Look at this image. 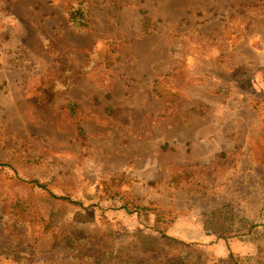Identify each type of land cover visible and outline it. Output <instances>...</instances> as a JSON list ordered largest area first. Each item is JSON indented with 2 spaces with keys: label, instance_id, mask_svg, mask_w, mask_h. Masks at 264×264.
<instances>
[{
  "label": "rangeland",
  "instance_id": "1",
  "mask_svg": "<svg viewBox=\"0 0 264 264\" xmlns=\"http://www.w3.org/2000/svg\"><path fill=\"white\" fill-rule=\"evenodd\" d=\"M81 1L0 0V264H264V0Z\"/></svg>",
  "mask_w": 264,
  "mask_h": 264
},
{
  "label": "trees",
  "instance_id": "2",
  "mask_svg": "<svg viewBox=\"0 0 264 264\" xmlns=\"http://www.w3.org/2000/svg\"><path fill=\"white\" fill-rule=\"evenodd\" d=\"M69 20L73 26L79 27V28L87 27L90 24L91 13H90V10L87 6L86 0L79 2L75 8L73 7L72 9H70ZM75 108H76V105L74 103L69 104V111H70L72 116L75 115V110H76ZM31 182L34 183L35 186L40 187L43 191H48L51 194V196L56 198V199L68 201L72 204L82 205V202L76 201L69 196L57 195V194L53 193L52 191H50L47 188V184L40 183L37 180H32ZM41 221L44 224V226L42 227L44 232L49 231L52 227L51 222H46L44 217H41ZM32 248H33V254H35V251L37 249H35L34 247H32ZM233 262H234V264H239V262L236 260H233Z\"/></svg>",
  "mask_w": 264,
  "mask_h": 264
}]
</instances>
